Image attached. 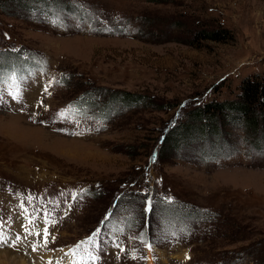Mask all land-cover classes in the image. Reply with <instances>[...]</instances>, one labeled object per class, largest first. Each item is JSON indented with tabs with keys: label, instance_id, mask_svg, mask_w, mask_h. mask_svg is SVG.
<instances>
[{
	"label": "rangeland",
	"instance_id": "obj_1",
	"mask_svg": "<svg viewBox=\"0 0 264 264\" xmlns=\"http://www.w3.org/2000/svg\"><path fill=\"white\" fill-rule=\"evenodd\" d=\"M246 82L264 0H0V254L264 264V128L197 113Z\"/></svg>",
	"mask_w": 264,
	"mask_h": 264
},
{
	"label": "trees",
	"instance_id": "obj_2",
	"mask_svg": "<svg viewBox=\"0 0 264 264\" xmlns=\"http://www.w3.org/2000/svg\"><path fill=\"white\" fill-rule=\"evenodd\" d=\"M244 94L235 102L215 103L197 111L200 120H221L226 112L232 111L244 119L252 129L264 128V88L246 82L243 86ZM128 100H131L130 98ZM208 126L203 129L208 130ZM264 130V129H263Z\"/></svg>",
	"mask_w": 264,
	"mask_h": 264
},
{
	"label": "snow or ice",
	"instance_id": "obj_3",
	"mask_svg": "<svg viewBox=\"0 0 264 264\" xmlns=\"http://www.w3.org/2000/svg\"><path fill=\"white\" fill-rule=\"evenodd\" d=\"M5 35H7V34H5ZM3 83H8L9 88L15 89V91H9V93H8L9 95L12 96L13 99H18L21 96V91L19 89V84H18V77H17V74L15 72H10L9 75H8L7 80L3 81ZM47 91H48V89L46 87L45 88V92H47ZM0 99H2V97H0ZM61 115H64V113H62ZM82 191H86V190H82ZM27 199L29 201H31L32 198L31 197H28ZM20 207L23 208V204H21ZM24 211H25V213L27 212L26 209ZM32 223H33V220L32 219H28V224H32ZM45 223L46 224L48 223L47 214L45 216ZM52 223H55V221H53ZM25 232L31 234L29 232V229L27 227H25ZM99 233H100V229L97 228L96 231L92 233V235L88 238L87 241H81V242H79L74 247V249L69 250V252L66 253L65 255L66 256H71V257L74 258V257H76L78 250L81 249V246L82 245H84L86 243L88 245H95V242H96L97 237L99 236ZM40 234L41 233H39V232L35 233V235H40ZM48 237H49L48 229L47 228H44L43 229V240H44V245L45 246L48 243ZM20 239H21V237L18 235L16 237V240L11 245H9V246L15 247L16 242L20 241ZM53 239H54V237H53ZM8 243L9 242H8L6 236L2 232H0V245H4V244H8ZM116 246L119 247V245H116ZM146 246L149 249H151V245L150 244L149 245H146ZM32 250L35 251L36 250V247L33 246ZM121 250H123V249H121ZM84 251H85V254L87 256V259L88 260H91L93 262V264H94V262L98 259V256H96L93 253V251H91L89 248H85ZM133 258H135V257H133ZM50 264H51V262H50ZM69 264H85L84 256H81L80 260H75V259L71 260L69 262Z\"/></svg>",
	"mask_w": 264,
	"mask_h": 264
},
{
	"label": "bare ground",
	"instance_id": "obj_4",
	"mask_svg": "<svg viewBox=\"0 0 264 264\" xmlns=\"http://www.w3.org/2000/svg\"><path fill=\"white\" fill-rule=\"evenodd\" d=\"M37 255V254H36ZM35 256V255H34ZM14 259H19L18 257H16L14 254L6 252V253H2L0 254V264H28V261L26 260H20V261H15ZM49 259L48 256H46V260ZM35 260V259H34ZM36 261V260H35ZM49 261V260H48ZM47 261V262H48ZM71 260H67L65 261L64 264H69ZM50 263V262H49Z\"/></svg>",
	"mask_w": 264,
	"mask_h": 264
}]
</instances>
